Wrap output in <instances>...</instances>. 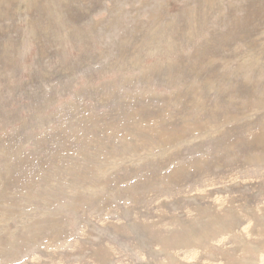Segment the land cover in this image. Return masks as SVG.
Instances as JSON below:
<instances>
[{"label":"rangeland","instance_id":"obj_1","mask_svg":"<svg viewBox=\"0 0 264 264\" xmlns=\"http://www.w3.org/2000/svg\"><path fill=\"white\" fill-rule=\"evenodd\" d=\"M0 264H264V0H0Z\"/></svg>","mask_w":264,"mask_h":264},{"label":"bare ground","instance_id":"obj_2","mask_svg":"<svg viewBox=\"0 0 264 264\" xmlns=\"http://www.w3.org/2000/svg\"><path fill=\"white\" fill-rule=\"evenodd\" d=\"M211 5V4H210ZM144 17V16H143ZM145 19V18H144ZM165 74V73H164ZM36 79V78H35ZM46 79V78H45ZM37 80V79H36ZM168 80V79H167ZM131 82V81H130ZM162 82V81H161ZM164 83V82H163ZM115 87V86H114ZM122 100V99H121ZM147 100V99H146ZM126 103V102H125ZM85 116V115H84ZM129 117V116H128ZM113 123V122H112ZM108 157V156H107ZM89 165V164H88ZM152 181V180H151ZM10 195V194H9ZM15 196V195H14ZM34 206V205H33ZM10 209V208H9ZM194 213V212H193Z\"/></svg>","mask_w":264,"mask_h":264}]
</instances>
